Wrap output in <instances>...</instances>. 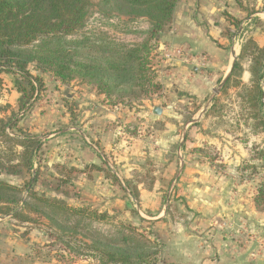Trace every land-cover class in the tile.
Returning a JSON list of instances; mask_svg holds the SVG:
<instances>
[{
	"label": "crops",
	"instance_id": "obj_1",
	"mask_svg": "<svg viewBox=\"0 0 264 264\" xmlns=\"http://www.w3.org/2000/svg\"><path fill=\"white\" fill-rule=\"evenodd\" d=\"M248 11L254 12L246 17ZM222 12L243 19L234 34L232 19ZM246 37L264 46V0H179L170 28L158 41L159 93L124 106L109 104L102 94L71 91L67 99H79L86 107L75 113L79 104L71 106L69 114L64 105L41 99L35 108L44 103L50 115L33 110L28 131L38 132L35 121L48 116L45 153L51 162L61 159L70 168L87 170L92 180L83 182L86 193L118 195L124 187L126 202L164 228V253L177 264H264V212L254 206V189L239 179L238 159L229 163L227 153L228 170H215L193 147L218 142L193 125L201 118L181 119L184 108L191 110L189 96L201 102L220 87ZM178 48L181 55L174 53ZM15 76L0 73V103L15 106L22 94ZM248 77L245 70L242 78ZM155 106L159 113L153 112ZM56 116L64 119L61 129ZM122 127L130 130L122 132ZM62 134L65 145L60 144ZM95 165L108 168V177L118 185ZM134 175L142 179L136 187L139 200L125 186Z\"/></svg>",
	"mask_w": 264,
	"mask_h": 264
},
{
	"label": "trees",
	"instance_id": "obj_2",
	"mask_svg": "<svg viewBox=\"0 0 264 264\" xmlns=\"http://www.w3.org/2000/svg\"><path fill=\"white\" fill-rule=\"evenodd\" d=\"M178 2L102 0L119 15L148 20L147 35L140 42L129 43L114 41L102 33L81 31L90 0H0V73L18 75L21 79L15 78L14 83L22 91L16 100L15 111L11 108L10 116L0 117V140L5 144L0 149V172L15 174L20 179L29 176L22 185L0 179V216L10 215L19 223H31L34 212L43 215L49 225L58 229L56 240L72 252H75L76 244L65 235L69 227L55 214H62L65 219L74 217L76 222L86 218L108 219L106 211L98 213L81 206H70L62 199L35 190L41 175L39 166L34 168L33 164L41 143L36 134L19 125L44 89L41 77L32 74L31 67L51 72L64 84L78 81L94 87L96 94L104 95L111 104L125 99L138 104L135 100L161 89V84L155 80L153 60L157 51L153 43H157L159 36L170 28ZM253 12L248 11L246 17ZM222 14L232 19L234 34L243 19L234 18L227 12ZM247 57L251 77L249 85H242L245 92L242 98L253 110L250 117L257 121L255 127L264 131V115H261V111L264 113V46H258L251 37L244 39L220 91H225L231 82L240 83L237 78L242 73L241 61ZM21 111H25L24 115L19 114ZM261 156L264 158V154ZM94 167L101 169L97 165ZM249 167L254 171L258 166L250 164ZM73 170V167L69 168V172ZM67 184H71V180L58 178L55 188L64 191ZM127 188L133 198H138L135 186L127 184ZM253 203L258 212L264 211V175L255 183ZM137 216L142 223H153ZM113 228H116L114 232L108 230L90 236V243L86 244L95 250L92 255L99 264H159V261L160 264H172L158 257L160 250L148 235L152 231L144 227L134 229L130 225Z\"/></svg>",
	"mask_w": 264,
	"mask_h": 264
},
{
	"label": "rangeland",
	"instance_id": "obj_3",
	"mask_svg": "<svg viewBox=\"0 0 264 264\" xmlns=\"http://www.w3.org/2000/svg\"><path fill=\"white\" fill-rule=\"evenodd\" d=\"M90 1L91 6L84 27L81 30L82 32L94 34L102 33L110 39H114V41L129 43L140 42L147 35L149 22L146 18H132L119 15L110 10L108 6H105L102 0ZM160 37L161 35L159 38ZM153 44L156 46L155 50L157 51V55L153 60V66L157 69V63L160 58V54L158 53L159 42ZM247 58L241 61L242 73L239 78H237V81L240 82L237 85L231 82L226 90L222 92L220 91V86L218 91H214L211 97H206V99L201 102H198L195 97H188V95H186L190 99L188 106L191 110L188 109V112V110L184 108L181 119H183L184 122H189L192 121L194 117H196L195 119H198V117L201 118L200 121L196 120L193 125L200 127L201 131L207 136L213 139L215 138L218 145L202 144L201 146L193 147V151L197 152L199 156L213 166L215 170L221 172L229 168V164L225 161L224 155L226 156V154L229 153V163H232V157H235L236 160L238 159L235 163L237 164L236 167L239 179L248 182V187L251 190V188L254 189L255 183L264 175V167H261V165H264V158L261 156L264 154V131L255 127L257 121L250 117V113H253V110L248 103H244L242 98V95L245 94L242 85H249L251 77L249 71L250 60L249 57ZM245 70H247L249 74L247 80H243L242 78ZM31 72L34 75H39L44 85V89L41 90L42 94L38 100L43 99L45 101L44 103L47 105L51 104L52 101L54 104L64 105L63 107L66 111L68 110V114L69 109L67 108L78 106L79 99L76 101L71 100L70 102L67 97L63 95V90L66 87L69 88V94L71 91L79 95H81L83 91L84 93L94 92L96 94L94 87L84 86L78 81L64 84L49 71H38L31 67ZM15 77L18 78V75ZM18 79L21 78L19 77ZM155 80H157L156 76ZM161 89L151 93L150 96L143 97L141 100H150L152 95L159 93ZM262 89H264V86ZM213 99L215 100L213 101ZM141 100H135V102L139 104ZM107 102L111 104L108 99ZM44 103L41 104L44 108L40 110H38V107L35 108L34 106L29 112L21 111L19 113L20 115L24 112L26 113L25 115L23 114V119L19 122L22 129L24 128L28 131V126L31 125L32 121L29 120L27 116L33 110L50 115L49 108ZM119 104L124 106L132 105L131 102L126 99ZM15 106L1 102L0 117L10 116L12 109L15 111ZM83 107L86 106L79 104V106L75 108V113L76 111L78 112V110L80 111ZM58 110L60 114L57 113V115L60 117L63 111L61 109ZM261 115H264L262 111ZM59 117L56 116L57 124L59 125V129H61L64 127L65 122L63 118ZM48 119V116H44L40 122L35 121L34 127H38V125L40 127H36L38 132L29 131L32 134H36L41 143L40 148L36 152L35 162L33 164L34 168L39 166L41 175V178L35 183V190L40 193H45L50 197L62 199L70 206L85 207L90 210H95L98 213L106 211L108 213V219L91 220L86 218L85 220L76 222L77 220H75L74 217L65 219L64 215L55 214L56 218L61 223L69 227L65 235L70 241L76 244L75 252H72L56 240V236L59 233L57 231L58 229L49 225L48 219L45 216L34 212L32 214L34 220L31 223H19L12 219L10 215L0 216V264H99L92 255V251L95 250L88 247L86 244L90 243V236H98V233L102 234L108 230L114 232L116 228H113V226L115 227V225L116 227L118 225L123 227L130 225L134 227V229H136V227L138 229L144 227V229L152 231L148 235L153 239L152 241L156 245V248L160 250L158 257H160V259L165 258L166 261L172 264H177L174 259L167 257L164 253V228L159 230V227L155 225V221L153 220H149L153 222L151 224L142 223L139 220L137 216L138 211L126 202L127 197L125 193H122L124 187L120 186V193L118 195L103 194V197H101L100 194L86 193L83 182L92 180V178L88 177L87 170H84L82 167H73L74 170L69 172L70 166L61 162V159H54L53 162H51L49 156L45 153L47 148V144H45V135L48 134V129H50L48 125H51V123L45 121ZM68 122L70 123L71 121L69 120ZM24 125H27V127ZM126 129V127H122L121 131L128 132L130 130L127 129V131ZM16 133L19 134V132ZM63 136L64 134L59 138L60 144L65 145L68 143L66 139L67 136ZM3 146H5V144L0 140V149ZM196 148H200L201 150L196 151ZM62 149L64 151L63 147ZM63 154H65V152ZM250 164H255L258 167L253 171L249 167ZM93 168L104 170V174L107 176L109 183L118 185V181L114 179V177H108V175H110L108 173V168ZM132 177L131 179L133 180H126V187L127 184L128 186L133 185L137 187L139 185L138 180H142L141 177H137L136 175ZM58 178L71 180V184L64 186V191L67 192L56 190L55 184H57ZM144 178L146 183L150 182L148 177ZM0 179L22 185L23 182L29 180V176L20 179L15 174L0 172ZM87 189L90 188L88 187ZM23 195H25V193ZM131 197L133 196L131 195ZM114 198L118 201L113 200ZM136 200H139V194ZM126 231L127 230L124 232ZM160 262L161 261H159V264Z\"/></svg>",
	"mask_w": 264,
	"mask_h": 264
},
{
	"label": "water",
	"instance_id": "obj_4",
	"mask_svg": "<svg viewBox=\"0 0 264 264\" xmlns=\"http://www.w3.org/2000/svg\"><path fill=\"white\" fill-rule=\"evenodd\" d=\"M225 78H226V77H225ZM225 78H224L223 81L221 82L220 86L223 84ZM219 88H220V87H219ZM219 88H218V89H219ZM218 89H215L214 91L216 92V91H218ZM63 95L66 96V97H70V96H71V95L69 94V88H68V87H66V88L63 90ZM153 112H154V113H159V112H160V107H159V106H155V107L153 108Z\"/></svg>",
	"mask_w": 264,
	"mask_h": 264
},
{
	"label": "built area",
	"instance_id": "obj_5",
	"mask_svg": "<svg viewBox=\"0 0 264 264\" xmlns=\"http://www.w3.org/2000/svg\"><path fill=\"white\" fill-rule=\"evenodd\" d=\"M174 53H176L178 55H181L182 54V49L181 48L175 49Z\"/></svg>",
	"mask_w": 264,
	"mask_h": 264
}]
</instances>
